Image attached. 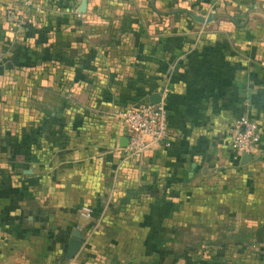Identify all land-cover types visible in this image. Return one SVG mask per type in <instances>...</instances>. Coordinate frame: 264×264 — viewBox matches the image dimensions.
I'll use <instances>...</instances> for the list:
<instances>
[{
  "label": "crops",
  "instance_id": "obj_1",
  "mask_svg": "<svg viewBox=\"0 0 264 264\" xmlns=\"http://www.w3.org/2000/svg\"><path fill=\"white\" fill-rule=\"evenodd\" d=\"M93 3L0 0V264H264V0ZM162 89L167 137L127 155L120 112Z\"/></svg>",
  "mask_w": 264,
  "mask_h": 264
},
{
  "label": "built area",
  "instance_id": "obj_2",
  "mask_svg": "<svg viewBox=\"0 0 264 264\" xmlns=\"http://www.w3.org/2000/svg\"><path fill=\"white\" fill-rule=\"evenodd\" d=\"M165 91L162 89L159 101L155 104H139L120 112V118L126 128V144L123 146V151L127 155L138 156L163 142L167 137L168 113L162 100ZM227 140L237 159L245 153L253 155L261 148V130L252 118L239 115L231 123ZM91 213V207L82 205L78 215L81 219L88 220Z\"/></svg>",
  "mask_w": 264,
  "mask_h": 264
},
{
  "label": "rangeland",
  "instance_id": "obj_3",
  "mask_svg": "<svg viewBox=\"0 0 264 264\" xmlns=\"http://www.w3.org/2000/svg\"><path fill=\"white\" fill-rule=\"evenodd\" d=\"M58 1L61 3L60 4L61 7L67 6L69 8L72 7L74 9H78L80 4H81V0H69V2H68V0H58ZM93 1H94L93 4H97V5L99 4V0H92V2ZM85 5H86V0H85ZM79 13H81V12H79ZM221 240L226 241V239H221ZM189 256L191 257V262L192 263L195 262L197 264H224V263L226 264V259L228 260V258L230 257V255H226V254L216 255V254H208L206 252L191 254ZM234 257H236V260H237L239 258V255H236ZM230 262H231V259H230Z\"/></svg>",
  "mask_w": 264,
  "mask_h": 264
},
{
  "label": "water",
  "instance_id": "obj_4",
  "mask_svg": "<svg viewBox=\"0 0 264 264\" xmlns=\"http://www.w3.org/2000/svg\"><path fill=\"white\" fill-rule=\"evenodd\" d=\"M85 6V0H81V4L79 8L77 9L78 12H82L84 10ZM159 95L154 93L151 94L148 101L150 104H155L159 101ZM122 143L120 146H124L126 144V138H122ZM251 158V155L248 153H245L241 156V162H245ZM82 243V236L78 230H73L71 233V237L69 238L67 245H66V251H65V257L71 258L79 249V246Z\"/></svg>",
  "mask_w": 264,
  "mask_h": 264
}]
</instances>
